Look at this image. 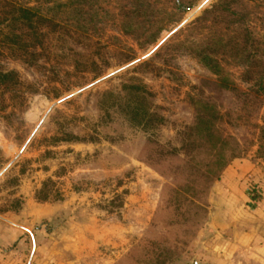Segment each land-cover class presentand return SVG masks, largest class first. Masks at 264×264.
I'll return each mask as SVG.
<instances>
[{
    "label": "rangeland",
    "instance_id": "obj_1",
    "mask_svg": "<svg viewBox=\"0 0 264 264\" xmlns=\"http://www.w3.org/2000/svg\"><path fill=\"white\" fill-rule=\"evenodd\" d=\"M150 1L177 21L153 45L122 33L117 15L128 0H96L94 8L113 16L92 13L86 30L68 16H48L38 57L0 55V69L23 82L0 91V240H17L2 251L12 263L44 264L47 252L49 264H157L161 254L171 257L165 264H206L196 242L208 214L194 237L184 222L193 208L167 202L170 188L196 181L174 150L195 121L193 100L220 114L217 128L238 143V159L264 168L261 74L248 80L252 60L264 73V0H233L232 12L218 15L207 11L219 0H195L185 13L176 0ZM220 38L228 47L218 56L236 91L223 88L193 51ZM129 105L164 121L145 131ZM50 179L42 201L38 192ZM181 192L191 201V192Z\"/></svg>",
    "mask_w": 264,
    "mask_h": 264
},
{
    "label": "trees",
    "instance_id": "obj_2",
    "mask_svg": "<svg viewBox=\"0 0 264 264\" xmlns=\"http://www.w3.org/2000/svg\"><path fill=\"white\" fill-rule=\"evenodd\" d=\"M95 1L0 0V55H3V50H6L14 56L22 57V59L24 57H33V59L38 57L37 49L43 47L45 38V33L40 30V25L48 19V16H68L72 25L78 30L87 29L92 13L95 15L94 17H100L102 12L104 15L113 16L110 11L102 8V6L94 8ZM128 1L130 6L123 8L121 14L117 15L121 18L120 28L123 34L143 40V47L155 44L160 35L170 29L171 24L177 22L174 15L166 8L151 3L150 0ZM194 3L195 0H176V9L178 12L185 13L193 8ZM232 3L233 0H219L212 9L207 11V14H229L232 12ZM249 40H246V47ZM254 43L252 41L251 46ZM227 47V45H224V40L220 38L206 44H193V51L195 57L220 80V85L223 88L236 91L234 83L230 80L222 60L218 56L219 49ZM250 57L254 58L253 55H250ZM252 62L250 66L251 76L248 80L254 79L253 75L261 74L256 85L264 92V73L259 72L261 64L256 59ZM22 86L23 82L17 71L0 69V91H13ZM192 105L196 110L195 121L192 125L187 126L184 132L180 133V148H174V150L176 155L182 152L187 157L185 168L192 171V174L196 176V181L193 188L189 187L185 190L183 187L170 188L171 197L167 202L170 207L171 205H177L175 209L178 211H182L186 202L189 203L194 212L191 211V217L184 222L191 225V231H193L192 234L195 237L202 221L207 217L210 196L215 184L221 180L223 173L239 156L238 143L232 138L228 139L217 128L216 121L220 120L221 117L216 110L214 111V107L201 100H193ZM129 107L132 110L134 122L145 131H149L154 127L156 122L164 121L157 114L145 109L143 105L141 107L134 106L133 108L129 105ZM204 135H206L205 139ZM231 140L235 141V145ZM203 142L209 143V146H204ZM160 148V156L164 157L167 154L165 148ZM201 155H206L208 159H199L198 157H201ZM9 181L14 183L17 180L12 178L6 184ZM52 184L54 182L51 179L43 184V188L38 192L40 200L47 201L49 199L50 185ZM182 190L187 193L191 192V201L184 198ZM21 207L22 201L20 199L16 200L15 209L19 210ZM164 257L161 254L157 264H165L171 261V257Z\"/></svg>",
    "mask_w": 264,
    "mask_h": 264
},
{
    "label": "crops",
    "instance_id": "obj_3",
    "mask_svg": "<svg viewBox=\"0 0 264 264\" xmlns=\"http://www.w3.org/2000/svg\"><path fill=\"white\" fill-rule=\"evenodd\" d=\"M254 190L261 192L259 200ZM208 211V221L196 242L202 262L264 264V168L258 162L235 160L215 184ZM9 239L0 240V264H14L13 258L2 254L17 242ZM46 255L42 262L49 264Z\"/></svg>",
    "mask_w": 264,
    "mask_h": 264
},
{
    "label": "built area",
    "instance_id": "obj_4",
    "mask_svg": "<svg viewBox=\"0 0 264 264\" xmlns=\"http://www.w3.org/2000/svg\"><path fill=\"white\" fill-rule=\"evenodd\" d=\"M253 196H254L255 199H258L259 200L260 197H261V192H259V191H256L255 192V190H254V195Z\"/></svg>",
    "mask_w": 264,
    "mask_h": 264
}]
</instances>
